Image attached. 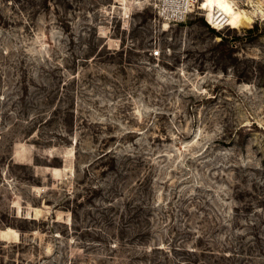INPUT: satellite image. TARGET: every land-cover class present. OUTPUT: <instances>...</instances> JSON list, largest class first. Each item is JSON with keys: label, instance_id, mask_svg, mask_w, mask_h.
I'll return each instance as SVG.
<instances>
[{"label": "rangeland", "instance_id": "rangeland-1", "mask_svg": "<svg viewBox=\"0 0 264 264\" xmlns=\"http://www.w3.org/2000/svg\"><path fill=\"white\" fill-rule=\"evenodd\" d=\"M224 1L0 0V264H264V2Z\"/></svg>", "mask_w": 264, "mask_h": 264}, {"label": "bare ground", "instance_id": "bare-ground-1", "mask_svg": "<svg viewBox=\"0 0 264 264\" xmlns=\"http://www.w3.org/2000/svg\"><path fill=\"white\" fill-rule=\"evenodd\" d=\"M209 3H211L212 7H215L217 9H221V10H225V1L224 0H207ZM259 2H261V4L264 2H262V0H259Z\"/></svg>", "mask_w": 264, "mask_h": 264}, {"label": "built area", "instance_id": "built-area-1", "mask_svg": "<svg viewBox=\"0 0 264 264\" xmlns=\"http://www.w3.org/2000/svg\"><path fill=\"white\" fill-rule=\"evenodd\" d=\"M188 9V7H185V9ZM209 22V24L212 26V27H219V26H222V24H220V22L218 21V22H216L215 20H214V22L212 21V20H208Z\"/></svg>", "mask_w": 264, "mask_h": 264}]
</instances>
